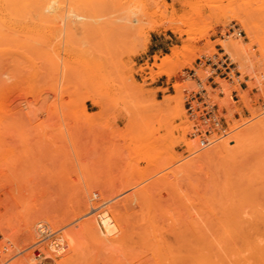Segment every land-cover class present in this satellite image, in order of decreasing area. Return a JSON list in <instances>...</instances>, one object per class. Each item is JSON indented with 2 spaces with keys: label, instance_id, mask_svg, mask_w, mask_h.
<instances>
[{
  "label": "rangeland",
  "instance_id": "obj_1",
  "mask_svg": "<svg viewBox=\"0 0 264 264\" xmlns=\"http://www.w3.org/2000/svg\"><path fill=\"white\" fill-rule=\"evenodd\" d=\"M69 1H64L63 12L65 17L75 16L70 19V28L62 18L54 22L48 20L45 24L34 21L32 30H35H30L28 35L10 33L13 41L5 38L0 41V173H7L5 176L27 186L28 191L34 193L23 199L12 198L0 185V223L4 225L3 232L0 230V241L3 245H13L8 251V258L41 240L39 226L58 230L66 236L71 230L78 232L82 228L81 222L94 219L95 213L101 210L120 219L126 233L131 230L125 238L127 241L121 242L124 246L128 240L136 239V234L138 239L141 238L138 234L140 229L146 228L145 233L157 220L153 230H157L161 246L167 247V253L162 250L161 253L165 254L157 258L162 260L160 262L167 259L166 254L171 255L170 249L175 253L179 243H184L175 240L184 232L192 237V230L199 228L200 234H203L199 238L202 237V241L206 238L205 243H211L219 229L233 225L238 227L243 221L248 224L253 220L252 212L262 211L263 214L264 0H219L212 13H223L224 26L209 30L207 37L195 44L198 49L196 56L190 53L188 62L171 79L156 75L159 71L155 65L161 64L166 56H172L174 49L189 43L188 36L174 32L173 27L184 28L194 17L195 10L209 12L207 0H166L169 6L172 5L168 12L162 2L137 0L130 7L144 12L146 19L137 31L121 34L122 37L114 31L113 19L93 15L86 0H79L74 5ZM230 15L235 17L227 22L226 17ZM237 16L246 20L253 40L242 30ZM204 30V24L200 22L196 38H201ZM231 40L242 41L247 49L245 55L238 56L220 45ZM138 42L141 44L139 51L129 53L132 45ZM222 51L237 65V74L232 82L216 78L215 82L221 89L212 90L208 85L207 90L215 103L228 108L229 127L226 136H215L213 144L201 148L198 139L189 135L193 123L187 119L184 91L196 90V82L188 77V71L197 68L200 58L221 57L219 54ZM49 53L55 55L59 63L58 72L53 73L49 67L46 56ZM121 64L126 66L121 67ZM197 75L201 79L206 77L203 70H198ZM161 82H165L166 88H155ZM175 83L182 86V94L173 88ZM221 92L224 96H219ZM234 92L239 97L238 102L232 100ZM90 96L99 100L102 106H96ZM84 108L89 118L84 116ZM183 140L192 143V147L184 145ZM220 142L227 143L216 147ZM71 202L79 203L82 211L85 204L91 203L87 206L92 211L90 209L88 213L85 210L73 220ZM140 202L145 203L144 207ZM95 204L105 208L99 210L98 205V210H94ZM143 210L145 213L154 211L147 216L142 213ZM134 212L139 213L135 215ZM212 212H216L218 217ZM177 214L180 220L184 218L182 226ZM206 217L210 220L204 221ZM26 221L31 223H27L31 225L28 228L24 226ZM210 221L207 227L205 224ZM234 222L239 223L236 225ZM178 223L181 229L178 226L177 233L173 227ZM224 224L228 225L225 227ZM24 227L31 231H26ZM137 228L139 230H135ZM209 229H214L216 233H210ZM179 232H183L182 235ZM195 233L192 235L195 236ZM214 237L217 240V236ZM190 239L185 245L188 242L192 244ZM79 242L85 241L80 238ZM169 242L171 245L179 242L176 244L179 246H171ZM89 243L86 241L83 245L84 252L80 254L85 255V259H81L79 264H125L127 257L135 259L131 256L135 257L142 250H145L144 254L147 252L144 248L137 250L139 244L135 243L137 249L135 253H130L134 250L131 248L134 243L130 242L128 249L132 250L129 252L126 248L124 252V247L119 244L121 252L117 249L118 257L104 249L99 251V257H95L94 246L89 247L92 245ZM140 243L145 244L143 240ZM166 244L171 248L168 249ZM184 247L181 253L185 251L189 255L186 252L188 247ZM43 248L48 252L45 244ZM33 251L18 256L11 264H33ZM123 253H128V256ZM73 254L67 252L63 260L67 262L69 258H74L72 260L78 262L77 255ZM185 254H181L183 259L189 257ZM161 255L165 258L160 259ZM144 257L140 259L146 264L148 257ZM150 259L147 264H154ZM135 262L137 259L128 264H137Z\"/></svg>",
  "mask_w": 264,
  "mask_h": 264
},
{
  "label": "bare ground",
  "instance_id": "obj_2",
  "mask_svg": "<svg viewBox=\"0 0 264 264\" xmlns=\"http://www.w3.org/2000/svg\"><path fill=\"white\" fill-rule=\"evenodd\" d=\"M65 0H0V41H1V38H5V40H9V41H13V38L11 37V35L13 34V33H15V34H19V33H24V34H27L28 32H30V30H32V24L34 23V21H37L38 23H41V24H45L48 20H51V21H53L54 22V20L55 19H57V20H59V18H62V19H64L65 21H67L66 23H68V26L67 27H69L70 28V23H72L71 21H70V19H72L73 17H75V16H66L65 17V15H64V12L63 11H65L64 10V4H65V2H64ZM87 2H88V4H89V6L92 8V10H93V15H96V17H98V15L100 16H106V17H108L109 16V19H113L111 22L112 23H114V31L115 32H117V34H119L120 36H121V34H123V35H125V34H131V33H133V32H135V31H137L139 28H140V24L146 19V16H145V13L144 12H142V11H138V10H135V9H133L132 7H130V4H133V3H136L137 2V0H86ZM157 3H160V2H162L166 7H167V12H168V9H170L171 8V6H169V4L167 3V1L166 0H155ZM69 2H71V3H73V5H74V3L76 2H79V0H70ZM75 3V4H76ZM217 3H219V0H207V9L209 10V12H203V11H201V10H195V12H194V17L192 18V19H190V22L188 23V24H186L185 25V27L184 28H180V27H178V26H175V27H173V31L174 32H181V33H185L187 36H188V40H189V43L187 44V45H185V46H182V47H180V48H176V49H174V51H173V55L172 56H166L165 58H164V60L162 61V63L161 64H157V65H155V67L158 69V73L156 74V75H164V76H166L168 79H171L174 75H175V73H176V71L180 68V67H182V66H184L187 62H188V60H189V57H190V53H194L193 54V57H195L196 55H195V52L197 53V47H196V43L198 42V41H200V40H202V39H204L205 37H207V35H208V31L209 30H213V29H215L216 27H220V26H224V24H223V22H222V18L224 17V15H223V13L221 12V13H219V14H217V15H214L213 13H212V8H214L215 7V4H217ZM68 6V5H67ZM71 6V5H70ZM173 10V9H172ZM172 10H171V12H172ZM110 16H113V18L111 17L110 18ZM235 16H233V15H230V16H227L226 17V21L228 22L229 20H231V19H233ZM236 18H238V21H239V24L242 26V30H244L245 32H246V34H247V37L248 38H250V39H252L253 40V38H252V30H251V28L247 25V22H246V20H243V19H241L240 17H236ZM74 19V18H73ZM214 19L216 20V21H214ZM61 20V19H60ZM53 22H51V23H53ZM73 22H74V20H73ZM200 22H202L203 24H204V27H205V30H204V32H203V34L201 35V38H196V35L198 34V32H199V25H200ZM34 25V24H33ZM34 27V26H33ZM35 29H33L32 31H34ZM37 32V31H36ZM39 32V31H38ZM10 33H12V34H10ZM30 34H32V33H30ZM37 34V33H36ZM28 35V34H27ZM35 35V34H34ZM118 35V36H119ZM41 36V35H40ZM119 36V37H120ZM14 38H15V36H13ZM17 37V36H16ZM122 37V36H121ZM17 38H19V37H17ZM16 38V39H17ZM26 38H28V37H26ZM38 38V37H37ZM24 39V38H23ZM240 39V38H239ZM20 40V39H19ZM30 40H32V39H30ZM17 41V40H16ZM20 41H22V40H20ZM24 41V40H23ZM28 42V40L26 41V43ZM38 43V42H37ZM25 44V43H24ZM31 45V44H30ZM141 44L138 42V44H133L132 45V48L130 49V51H129V53H131V54H134V53H136V52H138L139 51V46H140ZM142 45H144L145 46V43H143ZM221 46H223V47H225L226 49H229V50H232L231 52L232 53H235V54H237L238 56H239V54H243V55H245V53L244 52H247V49H246V47H245V45H243V43H242V41L241 40H237V41H235V40H231V41H229L227 44H223V43H221L220 44ZM50 46V45H49ZM48 47V46H47ZM210 47H213V45H211ZM54 49V48H53ZM213 49V48H212ZM46 51V50H45ZM50 51V50H49ZM199 52V51H198ZM47 53V52H46ZM189 55V56H188ZM195 55V56H194ZM46 56H48V58H49V60H47V62H49V67H50V69L52 70V72L53 71H59V69L57 70V68H59V66H58V62L55 60V55L54 56H52L50 53L47 55L46 54ZM236 56V55H235ZM241 56V55H240ZM192 57V58H193ZM199 57V56H198ZM244 57V56H243ZM242 57V58H243ZM194 59V58H193ZM193 59H191V61H193ZM241 58H239V60H240ZM237 60V59H236ZM126 65L125 64H121V67H125ZM241 72V71H240ZM54 73V72H53ZM155 74L153 73V76H154ZM59 76V75H58ZM182 86L179 84V83H175L174 84V86H173V88L175 89V90H177L178 91V93L180 92V94H182L181 93V88ZM185 89V88H184ZM89 99L96 105V106H98V107H101L102 106V104H101V102L99 101V100H97L95 97H92V96H90L89 97ZM243 100H244V98H243ZM247 101V100H246ZM245 103V102H244ZM228 109V108H227ZM84 116L85 117H87V118H89L90 116H89V114H88V112H87V110L84 108ZM232 117V116H231ZM237 135H234V137H236ZM233 139V138H232ZM231 139V140H232ZM173 142V140L171 141V143ZM227 142H228V140H227ZM227 142H220V143H217V145H216V147H218L219 145H223V144H226ZM229 143V142H228ZM183 144L184 145H186L188 148H190V147H192V143H190L189 141H186V140H183ZM199 144V143H198ZM172 146L174 145L173 143L171 144ZM172 146H171V148H172ZM173 149H174V147H173ZM171 150V149H170ZM5 174L7 175V173H0V185L5 189V191H6V195L7 196H9V197H12V198H17V199H19V198H21V199H23V198H25V197H28V195H30V194H34L33 192H29L28 191V187L27 186H22V185H20V182H16V181H13L12 180V178H8V176H5ZM24 185V184H23ZM137 197V196H136ZM134 198V197H133ZM132 198V199H133ZM143 200H144V198H142ZM146 199V198H145ZM125 200H127V199H125ZM124 200V201H125ZM137 200H139V199H137ZM142 200V201H143ZM149 200V199H148ZM147 199L146 200H144V201H148ZM1 201V200H0ZM140 201H141V198H140ZM72 203V202H71ZM74 203V202H73ZM71 204L72 206H70L71 208V210H70V212L73 214L72 216H73V220L75 219V218H77L78 216H80V215H82V214H84V211L86 210V212L88 211V213H89V211H90V209H89V206H90V204L91 203H87L89 206H87V204H85V209H83V211H82V209H81V207H80V204L79 203H77V202H75V204ZM120 203V202H119ZM139 203V202H138ZM142 202H140V204H141ZM147 203H149V202H147ZM129 204V203H128ZM134 204V203H133ZM93 205V207H94V204H92ZM91 205V206H92ZM96 206V208L94 209V210H100L101 208H105V207H102L103 205H101V204H98L99 205V207H98V209H97V204H95ZM101 205V206H100ZM122 205H123V203H122ZM141 205H143V207H144V205H145V203L143 202V204H141ZM147 205L148 204H146V207H147ZM2 206V203H0V207ZM113 206V205H112ZM111 206V207H112ZM115 206H117V205H115ZM119 206V205H118ZM125 206V205H124ZM132 206V205H131ZM134 206V205H133ZM150 206V205H149ZM152 206V205H151ZM88 207V208H87ZM92 207V208H93ZM121 207V206H120ZM141 207V206H140ZM113 208V207H112ZM132 208V207H131ZM150 208H152V207H150ZM89 209V210H88ZM122 209V208H121ZM124 209H125V207H124ZM148 210H150L151 211V209H149V207L147 208ZM80 210H81V214H80ZM182 210V209H181ZM180 209L178 210L179 212L181 211ZM91 211H92V209H91ZM116 211V210H115ZM124 211V210H123ZM126 211V210H125ZM145 210H143V212L142 213H145L144 212ZM154 211V210H153ZM153 211H152V213H153ZM173 211V213H174V210H172ZM171 211V212H172ZM136 212V211H135ZM135 212H134V214H135ZM155 212H156V209H155ZM161 212H163V211H161ZM181 212H183V211H181ZM197 212V211H196ZM200 212V211H199ZM258 212H260V214L256 217V215H257V213ZM70 213V214H71ZM113 213V212H112ZM116 213H117V211H116ZM137 213H139V212H137ZM136 213V214H137ZM147 213H148V211H147ZM147 213H145L147 216H149L150 214L149 213H151V212H149L148 214ZM151 213V214H152ZM166 213H169V212H166ZM166 213H163V214H165L166 215ZM176 213V212H175ZM192 214H193V212H191ZM190 213V214H191ZM243 213V212H242ZM245 213V212H244ZM247 213V212H246ZM262 213V211H255V212H252V214H253V217H254V214H255V217L253 218L252 217V219L254 220V219H257V221L256 222H254L253 220H251V218H249V220H251L250 222H251V224H249L250 222H248V224L250 225V227L249 228H247L248 227V224H246V222H244L243 221V223L241 222V225H240V223L238 224L237 222L235 223L234 222V224H238V227L236 226V227H234V225L232 226V227H230V226H228L227 228H221V229H219V231H218V234L217 235H214V236H217V240L215 239V237L213 236V238H214V240L216 241V242H213L214 240L212 239L211 241V243H210V241H208V243H205L206 241V238H203V241L201 240L202 239V237L201 238H199L201 235H203L202 234V232H201V234H200V229L199 228H196L199 232V234L200 235H198V233H197V230L195 231V230H192L193 231V233H197V235H196V233H195V236H193L192 234L193 233H191V236L192 237H194L196 240V242L194 241V242H192L193 240H194V238H192V237H189L188 236V233H186V235H185V232L183 231V229H182V231L184 232H182L183 233V235H182V233L181 232H179V234H181L182 235V237H184V238H182V237H180L178 234V237L177 238H179V239H177L176 237H175V240H177V241H179V242H181V241H184V243L183 242H181V243H179V242H177L176 244H180V246L179 245H176V244H172L173 246L175 245V247L176 246H179L178 247V249L177 250H175L174 249V251H175V253L173 252V249H170L171 248V242H169V244L171 245L170 247H169V245L168 244H166V245H168V249H170V251L172 250V253L174 254V255H172V253H171V257L169 256V255H165V256H167L166 258L168 259V257L171 259H168V263H166V260L167 259H165L163 262H160V261H162V260H158L157 258H159V255L160 254H162L164 251H165V249L167 248H164V246H161V245H163V244H161V243H159L158 242V240L159 239H157L158 238V233H157V230L155 231V230H153V228H154V226H153V224L157 221H155L154 220V222L152 223V225H150V228L148 227L147 229H149L148 231H146L145 233H144V231L146 230V228H144V229H140L141 230V232H143L144 234L142 235V233L140 234L139 232H138V234H139V237H141V238H139L138 239V235L136 234V239H138L136 242H138L139 240L140 241H142L143 240V242L145 243V244H143V245H145V247L143 246V245H141L142 243H140V241H139V243H136V242H134L136 239H134V238H132V237H130V238H132V240L130 241V240H128V242H126V246H124V244H122L121 242H123L124 243V241H127V239L125 240V238L126 237H128L129 235H128V233H129V231H131V230H129L128 231V229H127V231H128V233H126L125 232V229L124 228H122L123 226H122V223H120L119 222V220L117 219V217L115 216H113V217H111L110 216V214H108L107 213V211L106 210H101V212H97V213H95L96 214V217H94V219L93 218H91L89 221H87V223L84 221V226H83V224H82V222H81V226H82V228H80L79 230H78V232H74V230H73V232H72V230H71V232L69 231L68 233H67V235L66 236H63V235H61L60 236V238L62 239L61 241L62 242H64L65 244H66V248H65V250L63 249V248H56V246H57V243H59L58 241H52L51 242V244H47L46 245V247H48L49 248V250H48V256H50V263L51 264H66L67 262V264H69L70 262V264H72V261L74 260V258H69V256L71 257V255H69L67 258H69L70 259V261L67 259V258H65L66 260H68L67 262H65L63 259H64V257H65V255L67 254V252H69V251H71V252H74L75 254H73V255H77V261L78 262H76V261H73V264H74V262L75 263H77V264H79V262H81V259H85V255H83V254H80V253H82V251L84 250V248H83V245H84V243H86V241H88V243L89 244H92V245H90L89 247H93L92 248V250H93V253H94V256L95 257H99V251H101L102 252V249H104L105 251L106 250H108L109 252L108 253H115V256H116V253H118V251H120L121 252V250H119L120 249V246H119V244H122V246L124 247H121V248H123V250H124V252H125V248L126 249H128V248H130V246H131V244L132 243H134V245H132L131 246V248L133 249L134 248V250L133 251H131L130 253H133L134 251H135V249H137V247H138V249L137 250H139V248H141V249H146V251L147 252H145V254H144V251L142 250V252H136L137 254L135 255V257H133V256H131V258H135V259H130L129 257H127L126 259H128L127 260V263H125V264H128L129 262L131 263L132 261L134 262V260H136L137 259V262H135V263H137V264H144L143 262H142V260L145 258L144 257V255L146 256V257H148V259L146 260L147 261V263L149 262L148 260L150 259V257H151V259L150 260H152V262L154 263V264H264V213L263 214H261ZM135 214V215H136ZM144 214V215H145ZM185 214V213H184ZM191 214V215H192ZM195 214V213H194ZM193 214V215H194ZM201 214V213H200ZM203 214H205V213H203ZM209 214V213H208ZM212 214L213 215H215V216H217L216 215V212L215 213H213L212 212ZM232 214H233V212H232ZM241 213H239V215H240ZM252 214L250 213L249 215L250 216H252ZM112 215V214H111ZM131 215V214H130ZM138 215V214H137ZM159 215H162V213L161 214H159ZM164 215V216H165ZM178 215L179 214H177V217H178ZM183 214H181V216H182ZM190 215V216H191ZM209 215H211V214H209ZM234 215V214H233ZM47 216V215H46ZM124 216V215H123ZM156 216H158L157 215V213H156ZM167 216V215H166ZM170 216V215H169ZM169 216H167V217H169ZM173 216V215H172ZM207 216V215H206ZM215 216H213V217H215ZM246 216H247V214H246ZM0 217H1V212H0ZM34 217L36 218V216L34 215ZM142 217H143V215H142ZM163 217V216H162ZM161 217V218H162ZM180 217V216H179ZM178 217V218H179ZM202 217V216H201ZM207 217H209V216H207ZM205 218V219H203L204 221H207L209 218ZM211 218H212V215L210 216ZM218 217V216H217ZM217 217H215V218H217ZM121 218V217H120ZM129 218V217H128ZM147 218V217H146ZM148 218H150V217H148ZM155 218V217H154ZM165 218V217H164ZM174 218H176V215H174ZM177 218V219H178ZM183 218V217H182ZM191 218H192V216H191ZM198 218H200V216L198 217ZM229 218V215H228V217H227V219ZM233 218V217H232ZM33 220H34V218H32ZM134 219H136V217H134ZM138 219H140V218H138ZM145 219V218H144ZM155 219H157V218H155ZM159 219H160V217H159ZM181 218H179V220H180ZM184 219V218H183ZM182 219V220H183ZM189 219V218H188ZM193 219V218H192ZM201 219V218H200ZM199 219V220H200ZM218 219V218H217ZM67 220V219H66ZM142 220V219H141ZM151 220V219H150ZM153 220V219H152ZM168 220V219H167ZM167 220H164L163 219V221H167ZM170 220V219H169ZM172 220H173V217H172ZM182 220H180V226H182V223H181V221ZM197 220L198 219H196V222H197ZM210 220V219H209ZM52 221V220H51ZM94 221H96V222H94ZM145 221V220H144ZM147 221H148V219H147ZM174 221H175V219H174ZM174 221L172 222V223H174ZM185 221V220H184ZM187 221V220H186ZM189 221V220H188ZM201 221V220H200ZM203 221V222H204ZM216 221V220H215ZM214 221V222H215ZM253 221V222H252ZM129 222V221H128ZM132 222V221H131ZM149 222V221H148ZM160 222H162V220H160ZM170 222V223H171ZM176 222H177V220H176ZM27 223H29V224H31L30 223V221H26V224ZM34 223V222H33ZM56 223V222H55ZM135 223V222H134ZM136 223H138L137 221H136ZM139 223H141V222H139ZM142 223H144L143 221H142ZM141 223V224H142ZM150 223V222H149ZM159 223V222H158ZM157 223V224H158ZM163 223V222H162ZM167 224H168V222H166ZM165 223V224H166ZM201 223V222H200ZM199 223V224H200ZM209 223H211V221L210 222H206V226L207 227H209L208 226V224ZM220 223V222H219ZM224 223V222H223ZM247 225V227H246V225ZM252 223H254L255 225H256V223H257V225H256V227H255V225H252ZM29 224H27V225H24L26 228H28L27 226H31V225H29ZM54 223H52V226H54L53 225ZM130 224V223H129ZM140 224V225H141ZM156 224V223H155ZM164 224V225H165ZM196 224H198V222L196 223ZM196 224H194L195 225V227H196ZM213 224V223H212ZM215 224V223H214ZM213 224V225H214ZM218 224V223H217ZM229 224V223H228ZM228 224H224V226L226 225H228ZM79 225H80V223H79ZM128 225V224H127ZM131 225V224H130ZM136 224H134V226H135ZM160 225V224H159ZM162 225V224H161ZM174 225V224H173ZM184 225H185V222H184ZM187 225H188V227L190 226L189 224H188V222H187ZM210 225V224H209ZM220 225V224H219ZM244 226L243 228L241 227V226ZM138 226V225H137ZM143 225H141V227H142ZM151 226H152V229H151ZM157 226V225H156ZM169 226V225H168ZM167 226V227H168ZM172 225L170 224V226L169 227H171ZM178 226H179V223H178V225L177 226H174L173 228H175V230L176 229H179L178 228ZM179 226V227H180ZM225 226V227H226ZM239 226L241 227V228H239ZM252 226V227H251ZM254 226V227H253ZM24 227V228H25ZM78 227V226H77ZM147 227V226H146ZM157 227H159V226H157ZM184 227V226H183ZM185 227H186V225H185ZM187 227V228H188ZM191 227V226H190ZM193 227V226H192ZM212 227V226H211ZM210 227V228H211ZM26 228H25V230H26ZM30 228V227H29ZM125 228H127L126 226H125ZM160 228V227H159ZM213 228V227H212ZM214 228H215V226H214ZM2 229H4V225L3 224H1L0 223V230L3 232V230ZM161 229V228H160ZM159 229V230H160ZM168 229V228H167ZM170 229V228H169ZM180 229H181V227H180ZM186 229V228H185ZM202 229V228H201ZM205 229V228H204ZM203 229V230H204ZM76 230V229H75ZM135 230H139L138 228L137 229H135ZM134 230V231H135ZM206 230V229H205ZM210 230V233H212L213 232V230L214 229H209ZM216 230V229H215ZM26 231H31V229L29 230H26ZM58 231V230H57ZM161 232H162V230H160ZM159 231V232H160ZM168 231V230H167ZM178 230H176L175 232H177ZM180 231V230H179ZM187 231V230H186ZM191 231V232H192ZM195 231V232H194ZM202 231V230H201ZM207 231V230H206ZM206 231H205V233H206ZM164 232H165V229H164ZM170 232V231H169ZM168 232V233H169ZM174 232V231H173ZM172 231L170 232V233H173ZM29 233V232H28ZM38 232H36V235H39V233L37 234ZM132 233H133V231H132ZM132 233H130V234H132ZM135 233V232H134ZM163 233V232H162ZM161 233V234H162ZM178 233V232H177ZM208 233V232H207ZM213 233H216V232H213ZM167 234V233H166ZM173 234H176V233H173ZM133 235H135V234H133ZM177 235H175V236H177ZM208 235V234H207ZM206 235V237H208ZM34 236V235H33ZM130 236H132V235H130ZM196 236H198V237H196ZM40 237V236H39ZM67 237V238H66ZM172 237V236H171ZM187 237V238H186ZM209 237H211V236H209ZM83 239L85 242L84 243H81V242H79V239ZM129 238V239H130ZM166 238V237H165ZM188 238H191L190 239V241H191V243L192 244H190V242H188V243H186V245H185V242L186 241H189L188 240ZM161 239H163V237L161 238ZM173 239V238H172ZM180 239H183V240H180ZM210 239V238H209ZM167 240V239H166ZM197 240H198V242H197ZM131 242V244L129 245V243ZM169 241H170V238H169ZM200 241V242H199ZM165 243H166V241H164ZM163 242V243H164ZM168 242V241H167ZM135 243L136 244H139V245H137V247H134V246H136L135 245ZM174 243V242H173ZM94 244V245H93ZM185 246L184 248H187V251L186 252H188L189 253V255L188 254H185V251H183L184 252V254L185 255H188L189 257L187 258V256H185V259H183V256L181 255V254H183V252L181 253V249L183 248V246ZM129 245V246H128ZM88 246V245H87ZM86 246V247H87ZM109 246H112L113 248H111V247H109ZM119 246V247H118ZM187 246V247H186ZM85 247V248H86ZM111 248L110 250H109V248ZM118 247V248H117ZM159 247H163L162 249L161 248H159ZM106 248V249H105ZM172 248H174V247H172ZM69 249V250H68ZM101 249V250H100ZM117 249H118V251H117ZM132 249H128V252H129V250H132ZM27 249H25L24 251H26ZM114 250V251H113ZM117 252H116V251ZM136 250V251H137ZM163 250V252L161 253V251ZM24 251H22V252H24ZM86 251H88V247H87V250ZM140 251V250H139ZM167 251V250H166ZM165 251V252H166ZM169 251V252H170ZM84 252V251H83ZM104 252V251H103ZM127 252V251H126ZM149 252L151 253L149 256H147L148 254H149ZM129 253V254H130ZM135 253V252H134ZM142 253V254H141ZM148 253V254H147ZM167 253V252H166ZM181 253V254H180ZM105 254V253H104ZM119 254H121V253H119ZM123 254H125L124 256L126 257V255L128 254V253H123ZM147 254V255H146ZM163 254H165V253H163ZM109 255V254H108ZM131 255V254H130ZM139 255H143V256H141L140 258H142L143 257V259L141 260L140 258H139ZM182 256V257H180V256ZM114 256V255H113ZM119 256H121V255H119ZM128 256V255H127ZM165 256H164V258H165ZM74 257V256H73ZM116 257H118V255L116 256ZM162 257V258H161ZM161 257H160V259H164L163 258V256L161 255ZM79 258V259H78ZM110 258V257H109ZM113 258V257H112ZM187 258V259H186ZM73 259V260H72ZM114 259H118V258H114ZM32 260H33V258H32ZM31 260V261H32ZM129 260H131V261H129ZM158 260V261H157ZM186 260H189V262L188 261H186ZM119 262L118 260H115V262ZM28 262V261H27ZM116 262V263H117ZM121 262V261H120ZM122 263V262H121ZM146 263V264H147ZM33 264H34V261H33ZM150 264V263H149Z\"/></svg>",
  "mask_w": 264,
  "mask_h": 264
},
{
  "label": "built area",
  "instance_id": "obj_3",
  "mask_svg": "<svg viewBox=\"0 0 264 264\" xmlns=\"http://www.w3.org/2000/svg\"><path fill=\"white\" fill-rule=\"evenodd\" d=\"M241 35V33L239 34ZM213 57H202L197 62L195 70L188 71V77L196 82V90H185V111L189 122L193 123L192 132L189 134L192 139H198L199 146L206 148L213 144L216 140L215 136H226L229 123L227 120L228 110L226 107H221L214 102L207 87L210 85L212 90L221 89L215 79L232 82L236 76L237 65L232 58L222 51L221 54ZM198 70H203L206 77L201 79L197 75ZM219 96H224L220 93ZM232 100L239 101L236 92L233 93ZM97 197V195H96ZM41 240L32 245L24 252L17 253L8 258V251L13 247L11 244L3 245L0 241V264H11L18 256L24 253L33 251L34 264H51L48 252L43 248L44 244L49 245L52 241H58L56 248L65 250L66 244L62 242L60 231H54L46 226H39ZM48 248V247H47ZM49 250V248H48Z\"/></svg>",
  "mask_w": 264,
  "mask_h": 264
},
{
  "label": "crops",
  "instance_id": "obj_4",
  "mask_svg": "<svg viewBox=\"0 0 264 264\" xmlns=\"http://www.w3.org/2000/svg\"><path fill=\"white\" fill-rule=\"evenodd\" d=\"M155 40H157V38H155ZM157 42H158V40H157ZM155 88H158V89H160V88H166V84H165V82H161L160 84H157L155 86Z\"/></svg>",
  "mask_w": 264,
  "mask_h": 264
}]
</instances>
